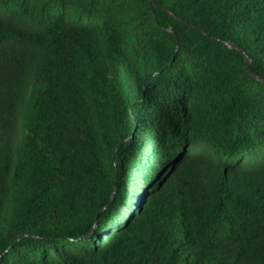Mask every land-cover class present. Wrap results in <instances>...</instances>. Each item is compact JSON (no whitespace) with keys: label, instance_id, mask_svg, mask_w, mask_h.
<instances>
[{"label":"trees","instance_id":"16d2710c","mask_svg":"<svg viewBox=\"0 0 264 264\" xmlns=\"http://www.w3.org/2000/svg\"><path fill=\"white\" fill-rule=\"evenodd\" d=\"M256 76L264 0H0V264H264Z\"/></svg>","mask_w":264,"mask_h":264},{"label":"water","instance_id":"95a60500","mask_svg":"<svg viewBox=\"0 0 264 264\" xmlns=\"http://www.w3.org/2000/svg\"><path fill=\"white\" fill-rule=\"evenodd\" d=\"M150 2V7L151 9H153L155 7V0H149ZM171 33H173L177 39V41H179L178 39V34L174 31V30H170ZM229 48H235V49H239L237 46H235L234 44H228ZM246 65L248 70L253 74V69H252V64H251V60L249 58L246 57ZM257 80L260 81L261 83H264V78L258 77L256 76ZM134 119V118H133ZM135 120V119H134Z\"/></svg>","mask_w":264,"mask_h":264}]
</instances>
